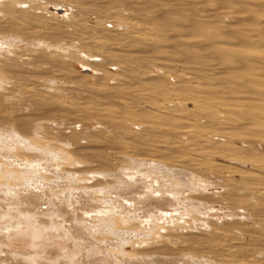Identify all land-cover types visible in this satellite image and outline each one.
I'll list each match as a JSON object with an SVG mask.
<instances>
[{
    "label": "rangeland",
    "instance_id": "obj_1",
    "mask_svg": "<svg viewBox=\"0 0 264 264\" xmlns=\"http://www.w3.org/2000/svg\"><path fill=\"white\" fill-rule=\"evenodd\" d=\"M3 1L4 0L0 1L1 3L0 8L5 3ZM31 1L29 2L28 0L27 3L26 0L25 2L27 5L23 4L22 6H20L24 9L21 10H23L25 14L22 15L20 13H16L17 15H21L18 16L17 19L13 17V15H11V18L8 16H6L5 18L4 14H0V29L3 34L2 37L4 38V39L0 38V40L2 41L3 39V42H5V40L7 41V44H9L7 48L9 51H11V49L13 48L15 49V47L19 46L18 44L21 43L20 48L16 47L17 49L19 48L18 50H20V52L22 53L24 52V54L30 56L36 54L41 57L44 55V57H42L43 60L45 59V56H47L48 57L47 60H49L53 56L52 54H55L54 57H56L58 54L60 56L61 54L60 57L58 56L59 57L58 60L60 62H63L62 63L63 66L58 65L56 68H53L50 71L51 74H48V75L54 74L52 76V79L53 80L55 79L57 81V83L55 82L56 86L50 88V90L43 85L45 80L47 79L45 77H43L44 79H42L43 83L41 82L40 84L38 82L37 83L29 82L30 80L26 81L27 83L23 82L24 84L23 83L20 84L21 85V92L19 91L20 94L17 93L18 92L17 90L12 91V87H9L8 92L11 93L10 97L13 99L15 98V101L17 103L15 102L13 106L10 104H6L7 102L6 103L4 102L5 104H3L2 106L3 107L5 106V108L2 109L1 106L0 111H2V114L0 112V116L2 118L3 117L10 118L7 119L9 121L10 120L12 121V118L13 120L15 119L16 121L17 119L20 118L19 116L23 115L25 116L23 118H30L29 120H32L31 117L34 118L33 120L36 121L35 122L32 121L33 123H37L38 121H48L45 120L48 117V119L52 120L53 125H55L54 123L56 124L59 123L62 125L61 127H59L61 129L60 131H62L61 134L63 133V135H67L70 134V132L72 131L77 133L79 136L83 135L81 137L82 138L81 140L83 141L81 142L80 149L78 148L79 145L78 146L70 145L71 147L70 146L67 147L68 149L66 148V150L67 151L70 150V152L73 155L72 157L75 159H78L79 157H81L82 160L83 159L85 160L86 157L87 160L90 157L94 158L93 155H89L91 153L87 155V152L90 151L95 156L98 155L96 159L94 158V161L97 160L96 161L97 163L96 162L93 163L94 161L92 160V158L91 160H88V161H92L93 167L96 164L95 166L96 168H92V170L95 169L97 170V172L99 168H101L104 165V164L102 165L98 164L99 163L98 161H103L104 157H106L105 159L109 158L108 160L110 162H113L118 159L120 161L121 160L120 158H122V160L125 158H130L132 160L137 161L138 160L137 158L141 156L139 160L141 161L145 160L148 163H151V161H153L151 160V158L152 157L156 158L157 157L156 155L160 154L161 156L163 155L164 156L161 157L158 155L157 157L158 160L159 159L161 161L165 160L164 163L167 162L170 163L173 160L174 163H177L176 164L177 167L181 166L178 165L181 164V162H186L187 157L189 158V159L187 158V160L189 161L192 158L193 161H196L198 159L197 162L200 161L201 164H203L202 166L204 168L198 166L200 167V171L198 172L192 169V168L198 169V167L191 168L188 166L189 167L187 168L188 176L186 174V176L184 177H182L184 173V171L182 170L183 168L182 169L177 168L178 170L180 169L181 172L172 171L173 170L172 169L170 171H167L168 173L166 174V172L164 173V171L166 170L160 169L159 171L157 167L156 169H153L151 165H149L150 167L149 166L142 167L145 168V170L143 171L145 175L147 174L145 171L148 172L147 175L148 177L145 176L144 178V173L139 177L140 178L143 177V179L141 178V181L142 182L145 181L148 186L150 185L152 186L153 183L154 184L156 183L158 185L162 183L161 185L166 187V191L168 193H169V189L170 190H173V188L174 190L177 188L180 190L182 189L181 192L183 197L189 195L191 191L190 189H192V193H191L192 195L193 193L194 194L196 193L195 191H199L197 194L194 195L195 197L203 196V198L201 197L202 199L198 197L197 198L198 201L203 200L205 198L204 201L208 202V203L206 202V204L205 202H203L202 204L196 203L195 205L198 204L197 205L198 207H196L193 204V202L190 204H186L188 205L186 207L191 208L192 212H194L196 216L195 218L198 217L197 220H199L198 221L199 229H194L192 230V232L190 231L187 232L186 229L185 230L182 228L179 229L172 225L170 229L173 228L174 229L170 230V232L173 234L174 237L172 235L171 237L174 238V241L176 239V236L177 239L180 238V240H178L179 244L176 245L177 242L176 241L174 242L175 244L173 243L170 244L169 247L167 246V248L164 250L166 251V253L163 254L158 253L159 255H156L158 257L156 256L154 257V259L156 260L155 262L157 264H179V262L180 264H193V262H191L189 259L187 260V258L189 257L193 258L197 253L201 257H203L204 254V258L205 256H207L206 258L211 263L214 261L215 262L214 264H264V199L262 198L261 200L263 201H261L259 198L258 199L257 197L255 198L253 194H248L245 191L246 187L261 183L260 181L254 180L251 175L254 176L261 175L260 176L261 178L259 177L260 178L259 180L264 179V174L254 170L251 159L253 156H258L259 159L264 158V130L261 128L259 129L260 126H258L257 129L254 127L253 129H251V131L250 129L248 130L245 129V127H240V129L237 127L238 130L236 127H230L228 129L229 126L226 127L227 129L220 128L219 126H217L218 123L214 121L213 118H211L212 116L211 113H209V108H212L214 110L217 109L221 113L226 114L227 117H231V118L236 117L237 119V117L240 115L239 111L241 110L239 109L238 111L236 108L239 107H237L236 105H239L240 102L241 104L243 103V105H246V108H248V109L246 108L243 109V113L244 110L245 111L247 110V112L249 111V113L248 114L246 113L247 115L246 114L245 115L248 118L249 116L251 117L253 116L254 118L253 122H255V119L257 121L260 115L264 113V106H263L264 96H261L258 92L261 90V88L264 90V70L263 71L261 70V72L258 70L259 71L258 72L255 69V65L256 64L258 65V63H256L257 62L256 60H258V57L263 55L264 53L263 52L264 47H262L264 45V32H263L264 30H260V29L255 30L256 39H254L255 37L253 33L254 32L253 26L255 25H251V23H253L252 20L255 18V16H252L251 14L255 15L254 14L255 9L256 11L260 10L256 13H260L262 9L263 10L261 13L262 14L264 13L263 12L264 4L263 5L260 4V8L263 7L261 9H259L255 4L261 3L260 1H262L263 3L264 0H260V1L255 0L256 3L254 0H252L253 3H255L254 4L255 7L253 6V4L251 5V3L245 5V1L243 0H233L234 2L232 0L231 1L230 0H221V1L220 0H129L131 2V5L132 3L133 5L139 3L136 4V7L141 9H136L134 7L136 9L134 10L132 7L131 10H127L126 14L120 15L117 13L118 15H116L112 19L113 21L111 20L107 21L105 19V22L103 24L100 23L102 19L97 18L98 14L97 16H95L96 14L95 13L93 14V12H91L90 8L91 9L95 8L91 6L92 4L90 5V2H92L91 0H89L90 2L88 0L86 1L85 0H35L36 3H34L33 6L36 4V7L38 8L30 5L32 3ZM239 1H242V3L244 4L243 5L239 3L237 4V2ZM84 2L86 5L88 4L89 5L86 6L85 4H83ZM246 6H248L249 8H247ZM81 7L84 10L87 8L86 10H88L89 12L83 10V12L81 13L80 12ZM251 7L254 11H250ZM162 9L163 12L164 10L170 12V15L172 13L171 15L172 18L170 16H167L165 13V15L162 16H164V18L165 16H167L166 19L161 18L160 20L159 17H157L158 18L157 19L156 12H162ZM118 10H120V7ZM154 11H155V15L153 13ZM220 11H221L220 15H222L221 17L219 15ZM122 12L124 13L123 10ZM86 13L88 14L90 13V14L87 15ZM217 14L219 16H217ZM168 17H170L171 19H169ZM173 17L175 19H173ZM9 19L12 21L13 25H11L10 23L11 21ZM119 20H125L131 25L129 26L131 28L126 32H128L133 36V41H131L130 47L126 48L127 51H129L130 53L123 52L125 54H132L131 55L132 59L134 58L132 60L133 63L131 64L127 63L125 65L123 62H120L121 68L129 67L128 72L126 71L118 72V71H122L123 68L121 70H116L117 67L110 64L112 63L111 61L105 59V55L102 53V51H104L106 54H109L110 56H113L114 58H117L119 55L118 52L121 51L120 48L121 46L117 45L116 42H112L106 47L102 46L101 44H103L102 42H104L105 40L103 41L102 38H100V36L105 37V35H103V32L102 33L100 32V34L98 33L99 31H104L106 35L116 37L117 39L122 33V30L117 31L115 27L113 28L114 26L113 23L115 22L118 23ZM166 20L169 21L167 22ZM262 20H263L261 21L262 25H264L263 24L264 15ZM253 21H256V18ZM98 22L100 25L97 24ZM243 22L246 23L251 22L249 27L251 28L252 26L251 29L253 34L250 33L251 30L249 32L250 28L248 27V25L244 26ZM199 25H204L206 27V31L209 29L208 30L209 32L208 31L205 32L206 34L210 33L208 34L209 36L210 35L214 36L216 32H218L216 36H214L216 39L214 37H212L211 39L204 38L207 37L208 35L203 37V33L200 34L197 32V30H195V27L197 28ZM224 26H226V28H223ZM217 27H219V29ZM245 27H248V29L246 28L248 32L246 30H243L245 29ZM11 28H13L14 30H11ZM220 28H222V30ZM15 30L16 31L20 30V31L16 32ZM21 30H23V32ZM13 31L16 35L18 33V37L12 36V34L15 35ZM256 31H259L260 33L256 34ZM246 33L247 34L249 33L248 34L249 36ZM62 34L64 35V37L62 36ZM5 36L7 37L5 38ZM245 37L247 38L250 37L251 40ZM18 38L20 39L19 41H17ZM45 40L46 41L48 40V42L46 43L48 44V46H52V48L49 47L48 49H45L46 48ZM138 40L141 41L143 44H141V42L139 43ZM226 40H228V42ZM254 40L256 42L257 40L260 41H258L259 43H256L254 42ZM16 41L17 42L21 41V42L16 44ZM22 41L24 42L22 43ZM251 41L254 43H252ZM58 42L59 45L62 44L61 52H59L61 48L59 50L57 49ZM65 45L68 47H66ZM127 46L129 45L127 44ZM56 50L58 54H56L57 52L53 53V51L55 52ZM50 51L52 53L51 56H50ZM42 53L43 55H41ZM85 53L87 55L89 54L88 55L89 57ZM234 53L235 55L237 53V55L235 56ZM94 54L96 57H91V55L94 56ZM225 54H229V55L224 59ZM243 56H245L244 58L245 60H242ZM237 57H238V61H237ZM227 58L231 61L227 60L229 61L227 62L226 61ZM246 59H249L248 62L249 61L251 62L252 59L254 64L255 63L256 64L253 66L251 65L253 62L249 64ZM242 61L245 62L242 63ZM245 63H248L250 66L254 67L252 69H254L256 73L254 72V70H252L251 72L249 69L250 66H248V64ZM129 64L131 66H129ZM246 70L248 75L246 74ZM144 71L145 74H143ZM132 72H134L135 75L132 74ZM120 73H123V75L122 74L120 75ZM235 73L238 74L237 75V77H239L238 79H236L237 77ZM257 73H259L258 76ZM133 75L134 76L137 75L141 79L140 82H148L150 84L144 86V88L146 89L141 90L144 91L143 93L145 94L147 91H149L148 89H150V92L145 94L146 97L144 96L143 93H141V91L137 92L136 95H138L139 97L142 95L141 97H143L144 99L146 98L145 100L150 101L151 104L146 102L148 104L141 105L140 103L141 97L140 98L138 97L139 99L135 97L137 101H139L141 107H138L137 104L133 101L134 103L133 102L131 103H133V105L135 104V108L131 106L130 109L129 108L123 109L124 107L123 104H125V101L126 102L131 101V100H126L129 99L130 96L126 94L123 96L125 99H119V98L117 100L112 99L110 97L112 94L110 88L114 86L113 84L117 85V81H119V78H122V76H126V77L122 79L123 83L120 86L124 87L125 84H133L128 77V76L134 77ZM181 76H189V78L183 80L185 77L182 78ZM48 77L50 78V76ZM254 77H256L257 80L254 79ZM240 79H242V82L240 81ZM160 83L162 84V86ZM158 85L160 87H158ZM167 85H169L168 88L171 89L166 91ZM57 86L59 88H57ZM164 87L166 88L164 89ZM153 89L156 90L157 92L156 91H155L156 93H153L154 91L151 92V90ZM228 89H230V91ZM231 89L232 91L234 89V91L238 92V94L234 91L233 93ZM254 91H256L257 94L254 93ZM250 92H252V94ZM105 95H107L108 97H105ZM209 95L212 97L210 98ZM192 97L198 99L199 101L198 104L194 103L192 100H187L185 102L186 105L184 106L183 104L184 102H181L184 101L183 100L184 98L189 99ZM201 99L203 101H201ZM156 103L159 104V106L163 107L164 110L163 109L157 110L158 107L155 106ZM128 104L132 105L130 103ZM226 104H228V106H226ZM233 104L237 111L235 109L232 110L234 108ZM258 104L260 106H258ZM175 106L176 108H174ZM250 106L256 108L253 109ZM104 109H108L110 111L112 110L111 112L113 111L114 112L109 113L110 111L108 112L107 110L105 111ZM44 112L46 115H44ZM130 112L131 113L135 112L136 113L135 115H139V117L133 115L131 116V118H129L133 121L132 123L124 122L123 121L124 115H129ZM16 114L17 117H15ZM240 116L242 117L243 115ZM168 118L170 119V121H168ZM171 118L173 119L171 120ZM238 119L241 120L242 118H238ZM259 120L261 119L259 118ZM123 125H125L128 131L127 130H124L125 132L122 131ZM196 125H198L199 128L195 127ZM189 126L194 127V130L196 131V135H194L193 137L191 136L184 138L180 137L181 138L180 139L176 132H178L180 127L184 128ZM68 127L70 129H67ZM217 127H219L218 132L221 133L218 136L217 134L213 133V131ZM204 130L209 133L205 134ZM60 136L62 137V135ZM213 137L215 138L214 141H212ZM238 138L240 140H238ZM243 138L248 142V144L242 143ZM113 141L115 142V144ZM74 147H76L77 149ZM170 149L175 152L174 153L173 151L172 153L168 152V150L170 151ZM75 150L77 151L75 152ZM162 150L164 152H161ZM165 152L167 153L165 154ZM74 153L77 155H75ZM79 153H81V155ZM146 154H148V156ZM149 154L150 155L154 154V156L150 157ZM167 154H169L171 156L170 158L172 159L169 160V158L165 156ZM82 155L86 157L82 158L83 157ZM121 155L123 157H121ZM172 155H175L176 159L173 158ZM143 156L145 157L147 156V159L143 158ZM132 157H134V159ZM183 157H185V159ZM157 159H154V161H156ZM78 160H80V158ZM175 160L178 162H176ZM189 163H191V161ZM97 164L100 167H98ZM77 166L80 168L79 165ZM208 166L213 167L214 170L213 169L212 170L215 173V178L216 177L223 178L227 176V179L231 180L233 184L236 185L237 188H239V190L241 191L239 192V197L234 196V194L233 196L232 195L230 196V191L226 189L229 192L228 195L226 190L224 189L227 187L224 186V184H222L221 182L212 180L214 184L216 183L217 185L219 183L222 184V186L213 185L212 181H209V179L211 180L213 179V177L210 178L211 172L207 171L209 168ZM148 168L151 169V172H153V174L149 172L150 170ZM203 169L205 170V172L203 171ZM102 170L103 169L101 168V170L99 171ZM161 171L163 174H166L167 177L161 174ZM201 171H203L202 174L204 176L199 174L200 177L201 178L203 177L202 179L211 182L209 183L208 188L204 186L202 183L198 182L197 184V182L195 181L197 174L201 173ZM123 172L126 173L128 171L124 170ZM245 172H247L246 176L243 174ZM205 173L208 176H206ZM177 174L180 175L181 177L177 176ZM247 174H250L249 177L247 176ZM162 176L163 178H168L167 179L168 181L169 179L174 178V180L173 179L172 181L170 180L173 185L171 184L170 181L168 182L166 179H164V182H162L163 181ZM153 177L154 179L156 177L157 180H153ZM159 178H161L160 181L158 180ZM144 179H147V181L149 182H147ZM189 179L192 180L190 181ZM173 181L174 183L177 182L178 187H176L177 186L176 184L174 185ZM150 182L151 184H149ZM146 183L144 184L145 186ZM184 183H185L184 185L185 187L183 186ZM193 183H196L197 186H193L194 185ZM186 184L192 188H189L187 190L188 187H186L187 186ZM155 185H153V187L157 188L158 185L157 186ZM200 185L202 188L200 187ZM207 196H209V198ZM227 196L230 199H228ZM184 198H182L180 194V196L178 195L174 199L182 200ZM252 204L256 206L254 208L255 209L257 208L259 212H256L255 214L253 213L254 211L251 210ZM149 211H153V210H149ZM186 219L189 218L187 217ZM209 221L211 222L212 225L208 224ZM58 222L59 219H57L54 223L55 225H58V228L61 229V231L62 229H66L67 223L61 224ZM52 223L53 222H51V225ZM178 223L182 224L183 221H179ZM41 226L45 228L48 227V225H44V224H41ZM162 233L164 235H167L169 233V230L168 231L165 230ZM188 234H194L200 238L202 237V239L205 241L204 246L195 247L196 248L195 254H193L195 251L194 248L193 250H191V248L189 249L190 247L189 243L187 245L188 240H186L187 238L185 237H188ZM182 236L187 242H185V240L183 241ZM45 238L49 239L50 242L53 241L57 242V239L56 240L52 239L50 235L47 237L45 236ZM72 238L73 240H75V242H73L75 245L72 243V239L71 242L62 241L59 239L58 242L61 243V247L55 244L52 247L53 248L52 250L49 249L48 258L51 260V262L53 263L57 262L55 261L56 258L58 256H61L62 257L61 259H63L64 262H66V264L68 263L82 264L83 259H84L83 264H111L112 262L113 264H117V263L121 264L120 262H117L110 257H109L110 259H108V257L105 256L104 254H103L105 257L104 259H106V261L104 259L102 261L101 257H103V255L102 256L99 255L101 252L99 254L91 253L88 254V256L86 255V258H88L86 261H85L86 258H83L84 256L82 257L81 255H79L80 252L76 253L74 257L71 256L73 257L71 258L70 253L75 252L74 248L76 246V242L81 241V240L76 241V239L78 238H74V237ZM181 240L183 241V243H186L187 247L185 246V244L182 243ZM94 242L96 241L94 240L91 243V245H93V248H95L96 245L99 244V242L98 243L97 242L94 243ZM19 243L20 244H17L19 247L18 246L17 247L21 251H24L28 254L35 253L37 256H40L37 252V248H34L30 246L28 243L23 241ZM79 243L81 245L80 244L78 245V243L77 245L80 247H83L85 245L84 242L82 243L79 242ZM15 245H13L14 249H17ZM179 245L184 249L187 248L188 250L187 249L183 250L182 248L181 251H178L181 248ZM106 246L108 248H111L108 245ZM107 247H106V251H108ZM123 247L124 248L121 247L120 250L123 249L124 251L126 249L125 250L126 252H130V253L133 252V247H131L130 245H127V247L125 246ZM171 249H173L174 252V253L173 252L170 253L172 256L169 253H167V251H170ZM148 250L146 249V251ZM187 252L190 253V255H188ZM91 255L92 256L95 255V257L94 256L91 257ZM166 255L168 256L166 257ZM43 256H46V254L44 253ZM66 256H69V259L71 258V260L70 261L67 260L65 258ZM164 257L168 260L166 261ZM215 258L219 261L216 262ZM37 259L38 261H40L41 264H45L46 262L40 257H38ZM77 259H81L82 261L78 262ZM157 261L160 262L158 263Z\"/></svg>",
    "mask_w": 264,
    "mask_h": 264
},
{
    "label": "bare ground",
    "instance_id": "obj_2",
    "mask_svg": "<svg viewBox=\"0 0 264 264\" xmlns=\"http://www.w3.org/2000/svg\"><path fill=\"white\" fill-rule=\"evenodd\" d=\"M0 1H2V0H0ZM25 1L26 0H4L3 2H5V3L0 8V14H4L5 18H6V16L11 18V15H13V17H15L17 19L18 16H21V15H17L16 13H20L22 15L25 14V12L23 11L24 9L22 7H20L23 4H26ZM30 1L31 0H29V2ZM91 1L92 2L89 1L90 5L92 4L91 6H93L95 8L94 9L90 8V10H91V12H93V14L94 13L96 14L95 16H97V14H98L99 17L97 16V18L102 19L100 21L101 24H103L105 22V19L107 21H110V20L113 21L112 19L116 15L126 14L127 10H131L132 7L134 10L141 9V8L136 7V4H139V3L134 4L135 5L134 6L133 3L131 5V2L129 0H95V1L91 0ZM243 1H245V5H247L248 3L249 4L251 3V5L253 4L254 7L256 5L259 9L263 8V7L260 8V4H262V5L264 4V2L262 3V1H260V0H258V1H260L261 3H258V4L256 3L257 0L256 1L254 0L256 4L253 3L252 0H250V1L249 0H243ZM31 2L32 3L30 5H32V6L34 3H36L35 0L34 1L32 0ZM27 3H28V0H27ZM45 3H47V2H45ZM122 3H123V5H122ZM238 3L242 4V5L244 4V3H242V1L237 2V4ZM83 4H85V2ZM88 5H86V6H88ZM126 5H128V6H126ZM33 7H36V4ZM119 7H120V10H118ZM246 7L249 8L248 6H246ZM36 8H38V7H36ZM21 9H23V10H21ZM227 9H229V8H227ZM83 10L84 9H82V7H81L80 12L82 13ZM122 10L124 11V13L122 12ZM262 10H261V12H262ZM87 11L88 10H86V12ZM250 11H254L252 9V7H251ZM258 11H260V10H258ZM258 11H256V9H255V13H254L255 15L251 14L252 16H255L256 21H253V20H255V18H254L252 20L253 23H251V22H248V23L243 22L244 24L241 23L244 26L248 25V27H249L250 23H251V25H255V26H253L254 37H255V30H258V29L264 30V25H262V22H261V21H263L262 19H263L264 13L263 14L261 12L256 13ZM167 12L168 11H165V10L163 12V9H162V12H156V18L159 17V19L161 20V18H164V16H162V15H165V13L167 16L171 17L172 13L170 15V12H168V14H167ZM153 13L155 15V11ZM84 14H85V12H84ZM86 14L89 15L90 13L89 14L86 13ZM220 14H221V11H220L219 15ZM248 14H249V11H248ZM154 15H152V16H154ZM219 15L217 14V16H219ZM167 16H165L164 19H166ZM221 16L222 15H220V17ZM8 17H7V19H8ZM170 17H168V18L171 19L172 17L171 18ZM212 17H213V15H212ZM234 18H235V16H234ZM173 19H175V18L173 17ZM162 21H164V20H162ZM10 23H11V25H13L12 21ZM97 24H99V22ZM113 24H114L113 28L115 27L117 31L122 30V33L116 39V37L106 35L104 31H99L98 32L99 34H100V32L101 33L103 32V35H105V37L100 36V38H102L103 41L105 40L104 42H102L103 44H101V45L106 47L110 43L116 42L117 45L121 46L120 47L121 51L120 52L117 51L119 53L117 58H114L113 56L106 54L104 51H102V53L105 55V59L112 62V63L109 62L110 64L117 67L116 70H121L123 68L122 71H118V72H123V71L128 72L129 67L128 68L127 67L121 68L120 62H123L125 65L127 63H130V64L133 63L132 60L134 58L132 59V56H131L132 54H125V53H130L129 51H127L126 48L130 47V43H131V41H133V36L131 34H129L128 32H126L131 28V27H129L131 25L125 20H119L118 23L115 22ZM7 25H10V24H7ZM15 25H14V27H15ZM196 26H197V24H196ZM97 27H100V26H97ZM248 27H245V29H243V30H246L248 32V30H247ZM217 28L219 29V27H217ZM223 28H226V26H224ZM251 28H252V26H251ZM251 28L249 29V32L251 30L250 33H252ZM218 29H217V31H218ZM220 29L222 30V28H220ZM240 29H241V27H240ZM11 30H14V29L11 28ZM195 30H197V32L200 34L203 33V37L210 34V33H208V34L205 33L209 29L206 31V27L204 25H199L197 28L195 27ZM17 31L19 32L20 30H17ZM21 31L23 32V30H21ZM13 33H14V31H13ZM217 33L218 32H216V34ZM259 33H260L259 31H256V34H259ZM261 33H262V31H261ZM216 34L214 36H216ZM2 35L3 34H2L1 29H0V38H3ZM12 36L18 37V33H17V35L12 34ZM62 36L64 37L63 34H62ZM114 36H116V35H114ZM214 36L208 35L207 37H204V38H208V39L210 38L211 39ZM6 37L7 36H5V38ZM50 37H51V35H50ZM245 38H247V37H245ZM248 38L250 39V37H248ZM251 38H252V36H251ZM3 39H2V41L0 40V108L6 102H7L6 104H10V105H13L16 102L15 98L13 99L10 97L11 93L8 92L9 87H12V91L17 90L18 91L17 93H19V91L21 92V85L20 84H22L23 82H26L28 80H30L29 82H35V83L38 82L40 84L41 82L43 83V81H42V79H44L43 77L47 78L43 84L46 88H48L50 90V88L56 86L55 82L57 83V81L55 79H54L55 81L52 79V76L54 74L53 73H52L53 75H48V74H51L50 71L53 68H56L58 65L63 66L62 65L63 62H60L58 60L59 57L61 56V54L59 56L57 50L55 52L53 51V53L57 52L56 54H58V55L56 57H54L55 54H52L50 51V56H51V54L53 55L51 57L52 59L49 57L50 59L47 60L48 57L45 56L46 60L45 59L43 60L42 59V57H44L43 53L41 54L43 56L40 57L39 55H36V54L33 56H30V55L24 54V52L23 53L20 52V50H18V49L20 48V45H21L20 42L21 41L17 42L20 40L19 38L16 41V44L20 43V44H18L19 46H16L14 44L16 47H19V48L17 49L15 47V49H14L13 48L14 46L12 45L13 49H11V51H9L7 48L9 44H7L6 40H5V42H3ZM254 39H256V37ZM15 40H13V41H15ZM24 41H22V43ZM226 41L228 42V40H226ZM258 41H260V40H257V42L254 40V42H256V43H259ZM46 42H48V40L47 41L45 40V44H46L45 49H48L49 47L52 48V46H48V44ZM136 42H137V40H136ZM140 42L141 41H139V43ZM254 42H252V43H254ZM57 44L59 45V42ZM127 44L129 46H127ZM141 44H143V43L141 42ZM58 45H57V47H58L57 49L59 50L61 48L59 50V52H61L62 44L59 46ZM66 47H68V46H66ZM258 47H260V46H258ZM262 47H264V45ZM222 49H224V48H222ZM259 49H261V48H259ZM123 52H125V53H123ZM220 53H223V52H220ZM9 55H11V56H9ZM228 55L229 54H225L224 59ZM234 55H235V53H234ZM236 55H237V53H236ZM250 55H252V54H250ZM257 55H259V54H257ZM146 56H147V53H146ZM245 56H243L242 60H245L244 59ZM53 57H54V59H53ZM91 57H96V56L94 54V56L91 55ZM156 57H158V56H156ZM55 58H57V59H55ZM189 59H191V58H189ZM220 59H222V58H220ZM227 60H229V59L227 58L226 61ZM246 60L248 62L249 59H246ZM229 61H231V60H229ZM229 61H227V62H229ZM237 61H238V57H237ZM256 61H257L256 63H258V65L255 63L257 66L254 64L252 59H251V62L249 61L248 63L251 64L253 62L251 65H253V66L255 65V69L257 71L258 70L260 72H261V70L263 71L264 70V53H263V55L259 56L258 60H256ZM223 62H224V60H223ZM243 62H245V61H242V63ZM248 63H245V64H248ZM130 64H129V66H131ZM249 64H248V66H250ZM252 68H254V67L250 66V68H249L251 72H252V70H254ZM146 71H147V69H146ZM254 72L256 73L255 70H254ZM121 74L123 75V73H120V75ZM132 74H134V72H132ZM143 74H145V71ZM246 74H247V70H246ZM258 74L259 73H257V76H258ZM47 75L50 76V78ZM237 75L238 74H236V77H237ZM124 77H126V76H122V78H119V81H117V85L113 84L114 86H112L110 88V90L112 91V94L110 97L112 99L117 100L118 98L119 99H125L123 96L126 94L129 95L130 98L126 99V100H131V101H129V102L127 101V102L132 104V105H129L125 101V104H123V106H124L123 109H127V108L130 109L131 106H133L135 108V104L133 105L134 102L137 104L138 107H141V105H143V104H148V103L151 104L150 101L145 100L146 98L144 99L143 97H141L142 95L140 96L141 98L138 95H136L137 92H140L142 89H146V88H144V86L150 85V84L148 82H140L141 79L136 75L134 77L128 76L133 84H125L124 87H122L120 85H122V83H123L122 79ZM181 77L182 78L185 77L183 80H185L186 78H189V76H181ZM256 77H254V79H256ZM176 78H179V77H176ZM238 78L239 77H237L236 79H238ZM258 78H260V77H258ZM61 80H63V79H61ZM240 81L242 82V79H240ZM161 86H162V84H161ZM168 86L169 85H167L166 91L171 89V88H168ZM158 87H160V86L158 85ZM57 88H59V87L57 86ZM165 88L166 87H164V89ZM224 88H226V87H224ZM148 90L149 91H147V92L145 91L146 92L145 94L150 92V89H148ZM228 90L230 91V89H228ZM155 91L156 90H154V89L151 90V92H153V93L157 92V91L156 92ZM231 91H232V89H231ZM233 91H234V89H233ZM143 92L144 91H141V93H143ZM234 92H236V91H234ZM252 92H250V93L252 94ZM258 92L261 96H264V90L262 88ZM236 93L238 94V92H236ZM254 93H256V91H254ZM145 94H144V96H145ZM178 94H177V97H178ZM231 96H232V94H231ZM105 97H108V96L105 95ZM126 97H128V96H126ZM135 97L136 98L139 97L141 100L144 99L145 101L142 100V102H141V100H140V103H141V105H140L139 101H137V99ZM211 97L212 96H210V98ZM147 100H150V99H147ZM181 100H182V98H181ZM183 100L184 101H181V102H184L183 103L184 106L186 105L185 102L187 100H192L196 104H198V102H199L198 99L194 98V97L189 98V99L184 98ZM143 101H144V103H143ZM201 101H203V100L201 99ZM131 102H133V103H131ZM146 102H148V103H146ZM234 104H233V107H234ZM237 104H239V103H237ZM155 106L158 107L157 110L163 109V107L159 106V104H157V103ZM226 106H228V104H226ZM236 106L239 107V108H236L238 111H239V109L241 110V111H239L240 115L244 116L246 113L247 114L249 113V111L247 112V110L246 111L244 110V113H243V109L246 108V105H243V103L241 104V102H240V104L236 105ZM258 106H260V105L258 104ZM3 108H5V106L4 107L2 106V109ZM174 108H176V106ZM251 108L254 109L256 107H251ZM198 109H199V107H198ZM234 109H235V107L232 110H234ZM246 109H248V108H246ZM104 110L105 111L107 110L108 112L110 111L108 109H104ZM111 111L109 113L114 112V111L113 112H111ZM0 112L2 114V111H0ZM227 112H228V110H227ZM240 112H242V113H240ZM209 113H211V115H212L211 118H213V120L218 123L217 126H219L220 128L227 129L226 127L229 126L228 129L230 127H236V128L238 127L240 129V127H245V129H247V130L250 129V131H251V129H253L254 127L257 129V127L260 126L259 129L261 128L264 130V113L261 114L259 117L262 121L259 120V118H258L257 121L255 119V122H253L254 121L253 116L252 117L249 116V118H248L246 116L247 114L245 115L246 119H245V116L241 117L240 115L236 119V117L235 118L227 117L226 114L221 113L217 109L214 110L212 108H209ZM135 114H136L135 112L134 113L130 112L129 115H124L123 121L132 123L133 121L129 118H131V116H133ZM44 115H46L45 112H44ZM135 116L139 117V115H135ZM15 117H17V114ZM19 117L20 118L22 117V118L21 119L16 118L17 119L16 121H15V119L13 120V118H12V121L10 120L11 121L10 122L9 120H7L10 118H4V117L2 118L0 116V264H41L40 261H38V259H37L38 257H40L41 259L46 261L45 264H66V262H64V260L61 259L62 258L61 256H58L55 260V261L60 262V263L51 262V260L48 258V252H49V249L50 250L53 249L52 247L55 244H57V245H59V247H61V243L58 242L59 239L62 241H67V242H71V239H72V243L75 242V240H73L72 237L78 238V239H76V241L81 240L79 242H81V243L84 242L85 245L82 244L84 246L80 247V246H78L80 243L77 241L76 246L74 248L75 252L70 253V257L71 256L74 257V255H76V253L80 252L79 255H81L82 257L84 256L83 258H86V255L88 256V254H91V253H96V254L98 253L99 254L101 252L102 254L100 253L99 255L102 256L104 254L105 256L108 257V259L112 258L115 261L120 262L121 264H157L155 262L156 260L154 259V257L156 255H159L161 253L162 254L166 253V251H164V250L167 248V246L169 247L170 244H173L176 241H177L176 245L179 244L178 240H180V238L178 237L179 239H177V236H176V239L174 241V238H173L174 236L170 232V230L174 229V228L170 229L172 227V225L179 228V229L180 228H182L184 230L186 229L187 232L188 231L192 232V230H194V229H199V226H198L199 220H197L198 217L195 218L196 216H195L194 212H192V209L186 207V206H188L186 204H190L192 202L194 205L196 203L202 204L203 202H205V204H206L207 201H204L205 198L203 200L199 199L201 201L200 202L197 199L200 196H197V195H196L197 197L194 196L199 191H195L196 193L195 194L193 193V195H192L191 194L192 189H190L191 190L190 194L187 195L188 197L184 196L185 197L184 198L182 195V192H181L182 189L181 190L178 188L175 190H174V188H173V190L169 189V193H168L166 191V187L161 185L162 183L159 182L161 178L158 179L159 180L158 182L160 183L159 185L156 183H155L156 184L155 185L150 180L153 183V185H155V186L158 185L157 188H154L153 185L152 186L147 185V183L144 181V180L147 181V179H144L143 180L144 182H142L141 178L143 179V177H141V178L139 177L144 173L143 171L145 170V168H142V167H147L149 165H151V167L153 169H156V167H157L159 169V171H160V169L166 170V171H164V173L166 172V174L168 173L167 171H170L172 169H173L172 171H180L181 172L180 169L183 168L182 170L184 171V173H183L182 177L186 176V174L188 176L187 168L198 167V166L203 167L202 166L203 164H201L200 161L197 162L198 159L197 160L194 159L196 161H193L192 160L193 158H192V159H190L191 163H189L190 161L187 160V158H188L187 157L186 162H181V164H178L181 166L177 167L176 166L177 163H174L173 160L170 163H168V162L164 163L165 160L164 161L162 160L163 162L160 159L158 160L157 159L158 155L161 156L158 153H157L158 155H156L157 156L156 158L152 157V156H154V154H152V155L149 154L150 157L153 158V159L151 158V160H153V161L148 160V161H151V163H148L145 160H142V161L139 160L141 158V156H139V158H137L138 159L137 161L132 160L130 158H125L122 160V158H120V157H119L121 159L120 161H119V159L118 160L115 159L116 161H119V162H116V161L110 162L108 160L109 158L105 159L106 157H104L103 161H98L99 162L98 164H101V165L104 164L103 165L104 167L103 166L101 167L103 170L99 171V170H101V168H99V170L97 172V170H95V169L92 170V168H96L95 167L96 164L94 165V167L92 164L97 161V160L94 161V158L96 159L98 157V155L95 156L94 154H92L91 151L87 152V155L89 153H91L89 155H93V157H94V158H92V157L88 158V160H91V158H92V160L94 161L92 163V161H88L87 157L84 155H82L83 156L82 158L86 157L85 160L84 159L82 160L81 157H79L80 160H78L79 158L75 159L72 157L73 155L70 152V150L69 151L66 150V148L69 147L70 145L71 146L72 145H75V146L79 145L78 148L80 149L81 142L83 141V140H81L82 139L81 137L83 135L79 136L77 133L72 132V131L70 132V134H67V135H63V133L61 134L62 131H60L61 129L59 127H61L62 125L59 123L58 124L54 123L55 125H53L52 120L48 119V117L45 119L48 121H38L37 123H33L36 120L34 121L33 120L34 118H32V117H31L32 120H29L30 118H23V117H25L23 115L19 116ZM238 118H242V119L239 120ZM172 119L173 118H171V120ZM5 120H7V121H5ZM114 121H116V120H114ZM168 121H170L169 118H168ZM249 125H250V127H249ZM195 127H198V125H196ZM219 127H217L213 131V133L217 134V136L219 134H221L218 132ZM122 128H123V130L122 129L121 130L123 132H125L124 130L128 131V129L125 127V125H123ZM238 128H237V130H238ZM67 129H70V128L68 127ZM247 130H246V132H247ZM176 133H177L179 138L180 137L184 138V137H188V136L193 137L194 135H196V131L194 130V127H192V126L191 127L190 126L184 127V128L180 127V129ZM207 133H209V132L205 131V134H207ZM203 134H204V132H203ZM60 135H62V137ZM214 137L212 138L213 139L212 141H214V139L216 138V137L215 138ZM238 140H240V139L238 138ZM242 143L248 144V142L244 138H243ZM114 144H115V142H114ZM90 145H93V144H90ZM74 148H76V147H74ZM82 148H84V147H82ZM76 151L77 150H75V152ZM149 151H148V153H149ZM172 151L173 150H171V149H170V151L168 150V152H171V153H172ZM72 152H74V151H72ZM159 152H160V150H159ZM161 152H164V151L162 150ZM174 152L175 151H173V153ZM179 152H178V154H179ZM166 153L167 152H165V154ZM79 154L81 155V153H79ZM95 154H97V153H95ZM248 154H251V153H248ZM75 155H77V154H75ZM146 155L148 156V154H146ZM103 156H105V155H103ZM147 156L146 157L143 156V158L147 159ZM163 156H161V157H163ZM165 156H167V158H169V160L172 159V158H170L171 156L169 154H167ZM172 156H173V158H175V155H172ZM235 156H237V155H235ZM121 157H123V156L121 155ZM185 157H183V158L185 159ZM132 158L134 159V157H132ZM154 159H157V160L154 161ZM251 159H252V165H253L254 170L259 172V173L261 172L262 174H264V158L259 159L258 156H253ZM100 162H103V163H100ZM115 162H116V164H115ZM176 162H178V161H176ZM133 163L136 165H134ZM153 164H155V165H153ZM182 164H183V166H182ZM77 165H79L81 169ZM98 167H100V166L98 165ZM177 168H180V169L178 170ZM184 168H185V170H184ZM141 169H143V170H141ZM148 169L150 170L149 172H151V169L150 168H148ZM192 169H194V171H198V172L200 171V167H198V169L196 168L197 170L195 168H192ZM205 169H206V167H205ZM212 169H213V167H209L207 170L208 172H211L210 178L213 177V179H211V180L209 179V181L216 180L217 182H221L222 184H224V186L227 187L224 189L225 190L228 189V191H230V196L231 195L233 196V194H234V196L239 197V192H241L239 190V188H237V186L234 185L231 180L227 179V176H225L223 178H217V177L215 178V173L213 172L214 169L213 170ZM124 170H127L128 172L124 173L123 172ZM203 171L205 172L204 169H203ZM203 171H201V173H198V174L196 172L198 178L196 177L195 181L197 182V184H198V182L202 183L204 186H206L208 188V185L211 182H209L208 180L206 181V180L202 179L203 177L202 178L200 177V175H203L202 174ZM145 172L147 174L145 175V173H144V178H145V176L148 175V172L147 171H145ZM151 173L153 174V172H151ZM206 173H205V175L208 176L209 174L207 173L208 174L207 175ZM246 173L247 172H245L243 174L246 176ZM161 174H163L162 171H161ZM166 174H163V175H165V177H167ZM178 174H177V176L181 177ZM194 174H195V172H194ZM249 175L250 174H247L248 177H249ZM251 176L254 180L260 181L261 183L250 185L249 187H246V189H245L246 193L253 194L255 196V198L257 197V199L258 198L260 200L262 198L264 199V182H263L264 179L259 180L261 178L260 177L261 175H256V176L251 175ZM156 177H155V179L153 177V180H157ZM162 178H163V176H162ZM169 178H171V177H169ZM164 179L167 180L168 178H163L162 182H164ZM172 179L174 180V178H172ZM172 179H169V181L170 180L172 181ZM182 181H184V180H182ZM213 181H212V184L217 185V183L214 184ZM147 182H149V181H147ZM151 182L149 184H151ZM207 182H208V184H207ZM145 183H146V186L144 185ZM173 183H174V181H173ZM171 184H172V182H171ZM175 184L177 185V182L174 183V185ZM193 184H194L193 186H197L196 183H193ZM222 184L219 183L218 185L222 186ZM184 185H185V183L183 184V186ZM176 187H178V185ZM186 187H188L187 190L189 188H192V187H189V185H187ZM200 187H201V185H200ZM240 189H242V188H240ZM228 191L226 190L227 194L229 193ZM180 194H181L182 198H184V199H182V200L174 199V198H176V196H178V195L180 196ZM187 194H188V192H187ZM200 194H202V193H200ZM205 195H207V194H205ZM113 196H116V197H113ZM201 197L203 198V196H201ZM207 197L209 198V196H207ZM228 199H230V198L228 197ZM261 201H263V200H261ZM194 205H193V207H194ZM197 205H195V206L198 207ZM189 207H190V205H189ZM202 207H200V208H202ZM254 207H256V206H254L252 204L251 210H253L254 211L253 213L255 214L256 212H259V211L257 210V208L255 209ZM206 209H208V208H206ZM149 210H153V211H149ZM187 217L189 219H186ZM57 219H59L58 223H61V224L67 223L66 229H62V231H61V229L58 228V225H55L54 222ZM179 221H183V223L180 224V223H178ZM204 221H205V219H204ZM51 222H53L54 224L52 223V225H51ZM209 222H208V224L212 225L211 222L210 223ZM205 223H207V222H205ZM41 224L48 225V227L45 228V227L41 226ZM64 227H62V228H64ZM165 230H167V231L169 230V233L167 235H164L162 233ZM49 235L52 237V239H55V240L57 239V242L56 241L50 242L49 237H48L49 239L45 238V236L47 237ZM171 235L173 237H171ZM189 235H192V236H189ZM188 237H185V238H187L186 240H188V242H187L184 239V237L182 236L183 241L185 240V242H187V245L189 243V245H190L189 249L191 248V250H193V248L195 250L196 249L195 247L204 246V244H205V241L202 239V237L200 238L194 234H188ZM94 240L97 243L99 242V244H97L95 248H93V245H91V243ZM22 241L28 243L30 246H32L34 248H37V252L40 256H37L35 253L28 254V253L18 249L19 246L17 244H20L19 242H22ZM183 241H182V243H183ZM96 242H94V243H96ZM77 243H78V245H77ZM182 243H181V245H182ZM183 244H185V246L187 247L186 243H183ZM13 245H15V247L17 249H14ZM106 245H108L111 248H108ZM127 245H130L131 247H133V252H134V250H135V252L134 253L133 252H131V253L126 252L125 251L126 249L124 251H123V249L120 250L121 247L124 248L123 246L127 247ZM106 247H107L108 251H106ZM177 248H179V247H177ZM182 248L183 247H181L180 250H178V251H181ZM146 249L147 250L149 249V250L146 251ZM186 249L183 248V250H186ZM171 250H170L171 252L167 251V253H169V254L172 253L173 249H171ZM44 253L46 254V256H43ZM195 253H196V250L194 251L193 254H195ZM187 254L190 255V253H188V252H187ZM95 255H93V256L95 257ZM104 255H103V257H101L102 261L105 258ZM168 255H166V257ZM197 255H199V254L196 253V255L193 258L188 256L189 258H187V260L189 259L191 262H193V264H212V263L214 264L215 263L214 261L211 263L206 258L207 256H205V258H204V254H203V257H201L200 255L199 256H197ZM93 256L91 255V257H93ZM49 257H50V255H49ZM73 257H71V258H73ZM134 257H136V258H134ZM156 257H158V256H156ZM65 258L69 261L71 260V258L69 259V256H66ZM194 258H197V259H194ZM45 259H47V260H45ZM87 259L88 258H86L85 261ZM77 260H78V262L82 261L81 259H77ZM104 260L106 261V259H104ZM167 260L168 259H166V261ZM215 261L217 262L219 260L216 259ZM83 262H84V259H83ZM83 262H82V264H83ZM157 262L159 263L160 261H157ZM161 263H163V262H161ZM111 264H113V262ZM117 264H119V263H117ZM179 264H180V262H179Z\"/></svg>",
    "mask_w": 264,
    "mask_h": 264
}]
</instances>
